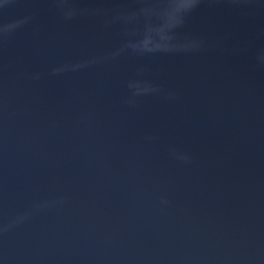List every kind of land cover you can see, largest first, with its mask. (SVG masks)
Here are the masks:
<instances>
[{"label":"water","instance_id":"1","mask_svg":"<svg viewBox=\"0 0 264 264\" xmlns=\"http://www.w3.org/2000/svg\"><path fill=\"white\" fill-rule=\"evenodd\" d=\"M161 4L0 0V264H264V0Z\"/></svg>","mask_w":264,"mask_h":264},{"label":"clouds","instance_id":"2","mask_svg":"<svg viewBox=\"0 0 264 264\" xmlns=\"http://www.w3.org/2000/svg\"><path fill=\"white\" fill-rule=\"evenodd\" d=\"M173 3V0H162V4L158 6H145L139 9L138 12H132L129 15L126 16H118L116 19H122L126 23H131L138 21V19L142 16L145 19V24L143 28V32L140 35V39L137 40L135 43L133 42H127L124 45V48H129L133 52L138 54H144V53H155V52H164V53H170L174 51H183L187 50L185 48H177V49H171L167 47H162L159 43L156 42L157 37V31L160 28V25L162 24V19L159 13L163 12L164 10L168 9L171 4ZM200 3V0H187V4L184 8V10L181 13V16L178 20H176L170 27V38L175 40V36L172 34L177 28H180L183 26L186 17L195 10V8ZM156 17L158 21H160L157 24H153L152 18ZM11 27V26H9ZM128 35L135 36L137 33L132 32Z\"/></svg>","mask_w":264,"mask_h":264}]
</instances>
